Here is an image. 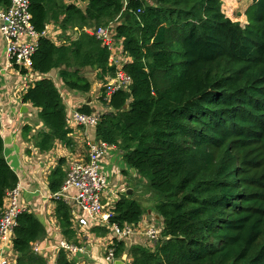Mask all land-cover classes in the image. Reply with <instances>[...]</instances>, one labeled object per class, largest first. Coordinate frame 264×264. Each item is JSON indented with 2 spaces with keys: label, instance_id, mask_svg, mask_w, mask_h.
Wrapping results in <instances>:
<instances>
[{
  "label": "trees",
  "instance_id": "trees-1",
  "mask_svg": "<svg viewBox=\"0 0 264 264\" xmlns=\"http://www.w3.org/2000/svg\"><path fill=\"white\" fill-rule=\"evenodd\" d=\"M10 5L0 0L1 8ZM30 11L40 34L32 71L58 70L72 91H91L87 68L98 70L104 84L115 74L108 46L92 30L114 24L130 57L124 66L130 86L110 97L101 88L108 110L101 112L96 140L122 149L159 195L150 209L163 228L153 245L127 248L114 238L116 258L128 253L131 264H264V0H250L245 22L227 15L223 0H89L85 8L71 0H30ZM51 23L78 36L57 44L42 34ZM22 101L39 109L48 128L33 137L40 152L57 142L73 148L66 105L52 78L34 81ZM78 110L93 113L88 103ZM30 130L26 125L25 137ZM60 161L49 175L53 194L68 177L66 159ZM18 182L0 134V216ZM72 209L56 198L63 237L79 246ZM147 211L124 195L109 221L123 228ZM46 236L36 214L23 211L13 234V264H49L34 249ZM56 264L78 263L60 249Z\"/></svg>",
  "mask_w": 264,
  "mask_h": 264
},
{
  "label": "crops",
  "instance_id": "crops-1",
  "mask_svg": "<svg viewBox=\"0 0 264 264\" xmlns=\"http://www.w3.org/2000/svg\"><path fill=\"white\" fill-rule=\"evenodd\" d=\"M85 8L88 0H71ZM48 37L61 44L63 39L76 38L78 33L63 32L55 24L47 25ZM85 75L92 81V89L89 93H81L69 89L59 76L58 70H52L46 75H41L32 70L22 71L16 66H11L6 54V40L0 32V134L4 140L5 157L19 178V204L26 210L36 214L47 229V236L41 242L48 254L54 252L53 246L61 239L63 234L61 227L55 217L56 197L49 187V175L51 171L66 159L65 167L69 168L76 159L86 158L89 152V144L98 142L96 140V126H75L72 136L74 138L73 148H69L60 142L49 152H40L33 142L34 135L40 130H47V126L39 119V109L30 103L22 101L23 92L34 81L42 77L53 79L63 96L68 117L72 111L79 109L88 103L92 112H104L108 107L101 103L102 81L97 79L98 70L87 68ZM107 76V80H108ZM91 99V100H90ZM29 125L31 130L24 136V128ZM125 152L115 145H110L102 160V170L107 178V187L103 192L102 202L105 211L111 209L114 204L126 195L134 197L135 193L141 192L143 183L146 182L141 175L132 168L124 158ZM131 190V194L128 191ZM76 189L72 188L63 193V198L76 208ZM155 220H163L152 209L143 215L136 223L134 231L123 238L127 248L135 244L151 245L145 230L154 226L160 231ZM78 231L79 247L72 252V257L78 264H108L105 260L106 249L114 240L115 236L109 229L106 234H97L93 229L81 228L75 223ZM108 229V228H107ZM65 239V238H64ZM124 264H131L128 253ZM0 256L12 261L15 257L13 244L0 246ZM117 260V259H116Z\"/></svg>",
  "mask_w": 264,
  "mask_h": 264
},
{
  "label": "built area",
  "instance_id": "built-area-1",
  "mask_svg": "<svg viewBox=\"0 0 264 264\" xmlns=\"http://www.w3.org/2000/svg\"><path fill=\"white\" fill-rule=\"evenodd\" d=\"M0 32L6 40V54L10 65L20 70H32V55L37 48V40L40 34L32 24V13L30 11V0H11L7 8L0 7ZM99 39L108 46L111 55L109 64L115 67L114 76H108L103 84L107 97L119 89H127L131 84V77L125 71L124 66L129 62L130 57L124 51L123 41L116 38L114 24L101 26L92 30ZM48 36L47 29L42 33ZM61 42H67L63 39ZM101 112L91 114L74 110L68 117L70 127L75 126H96L100 119ZM1 116V113H0ZM110 145L105 142H94L89 144V152L86 158L76 159L70 166L68 177L61 193L54 194L56 198L63 197V193L69 189H76L74 197L76 208L72 209L74 225L81 228L92 229L94 227H106L110 229L118 240H123L134 231V225H125L121 228L115 223H110L111 209L105 211L102 202V194L107 187V178L102 170V160L105 157ZM18 186L7 194L5 207L0 216V246L13 244V234L17 225L18 216L26 209L19 204ZM160 230L156 227H148L145 230L151 245L160 237ZM112 241L106 249L108 264H115V248ZM77 245L68 242L66 239L59 240L54 246V252L48 254L41 242L36 243L34 249L37 253L43 254L49 264H56L57 253L60 249L70 252L77 250ZM15 258V257H14ZM4 256H0V264H13ZM73 258V257H72Z\"/></svg>",
  "mask_w": 264,
  "mask_h": 264
},
{
  "label": "rangeland",
  "instance_id": "rangeland-1",
  "mask_svg": "<svg viewBox=\"0 0 264 264\" xmlns=\"http://www.w3.org/2000/svg\"><path fill=\"white\" fill-rule=\"evenodd\" d=\"M249 3L250 0H223V9L233 20L245 22L247 20L245 11ZM134 198L139 200L144 208L148 209L159 200V195L151 191L149 184L145 182L143 183L142 191L135 193ZM155 223V225L158 227L162 226L163 224L161 220H155ZM105 260L107 261L106 253Z\"/></svg>",
  "mask_w": 264,
  "mask_h": 264
},
{
  "label": "water",
  "instance_id": "water-1",
  "mask_svg": "<svg viewBox=\"0 0 264 264\" xmlns=\"http://www.w3.org/2000/svg\"><path fill=\"white\" fill-rule=\"evenodd\" d=\"M89 1V0H88ZM91 100V99H90ZM131 190L128 191L129 194H131ZM127 259V254H124L122 258H119L115 261V264H124V261Z\"/></svg>",
  "mask_w": 264,
  "mask_h": 264
}]
</instances>
